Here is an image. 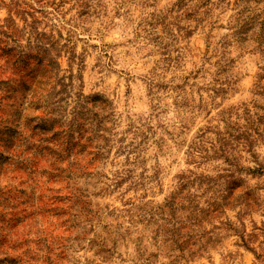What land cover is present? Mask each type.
Segmentation results:
<instances>
[{"label": "rangeland", "instance_id": "obj_1", "mask_svg": "<svg viewBox=\"0 0 264 264\" xmlns=\"http://www.w3.org/2000/svg\"><path fill=\"white\" fill-rule=\"evenodd\" d=\"M48 94L66 122L114 116L100 174L73 181L87 218L40 204L59 156ZM259 172L264 0H0V264H264Z\"/></svg>", "mask_w": 264, "mask_h": 264}, {"label": "trees", "instance_id": "obj_2", "mask_svg": "<svg viewBox=\"0 0 264 264\" xmlns=\"http://www.w3.org/2000/svg\"><path fill=\"white\" fill-rule=\"evenodd\" d=\"M42 59H44V56L41 57L40 62ZM56 59L57 56L55 57V60L54 58L50 57L47 60L46 65L50 76L53 75V82L51 83V86H53L54 80L55 85H58L60 80L58 75L55 74L56 70L60 69V64H57ZM16 71H19V69H16ZM61 103V99L57 102H54L52 94H48L43 98H39L37 103V107L39 108H42L41 106L44 105L50 106L49 111H51V113L45 116L42 121L49 119L48 121L52 124L51 130L55 132L54 138L59 140L56 143L57 149L59 150V156L54 162L48 164V168L56 172L51 175V180L47 183L48 186L42 190V196L40 195V204H42L43 210L46 209L48 212L52 211L54 213L58 212L57 217H60L65 214L63 213L64 210H62L60 206L67 201L71 203V207H67V210H74V212L77 213L74 216L75 218H87L92 214L87 191L81 189L76 190L75 188L77 184L73 181L75 178L79 180L85 179L87 181L88 179L100 174L96 172V169L97 165H99L108 154L107 147L109 143V137L111 135L110 125L113 123L114 116L111 113H108L107 104L104 106L99 104L102 108L99 109V112L94 114L92 118H87L86 116L82 115V118L80 117L79 119V113L74 112V120L71 122H66L64 120V118L66 119V117H64L66 110L59 108L61 107ZM56 111H60L59 116L57 115L59 118L54 117ZM56 125L60 126L57 131H55ZM74 154L79 155L80 160L78 162L71 161V157ZM62 164L64 165L63 167ZM262 173L264 172H259V176L262 177ZM212 180L213 179L211 177L203 176L202 179H200V182L204 181L205 183L202 184L209 186ZM187 185L188 184L185 182L182 184L179 189L180 192L178 191L171 197V201L168 203L166 208L171 211L176 210L174 205L177 200L179 201L177 208L182 206L183 202L181 201L184 199L183 197L181 198L182 190H184V187ZM230 189L231 188L229 187L226 190V196H222L220 198L221 202L214 201L213 204H209L208 209H206V211H202V213L208 216L211 215L212 212L221 210V208L225 206V202L231 196ZM193 221L194 222L192 224L198 221L197 215L193 216ZM172 235L173 237L178 235V238H180L179 231H176L175 229H172ZM172 239L173 244L178 246L183 252H185L184 248L188 247L190 243L188 237L180 238V240H177V238ZM17 241L18 240L12 241L14 246L15 244H18Z\"/></svg>", "mask_w": 264, "mask_h": 264}]
</instances>
